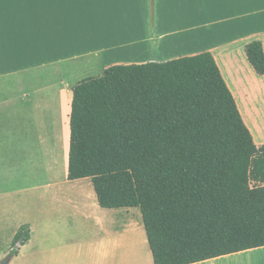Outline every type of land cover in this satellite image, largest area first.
<instances>
[{
    "label": "crops",
    "instance_id": "obj_1",
    "mask_svg": "<svg viewBox=\"0 0 264 264\" xmlns=\"http://www.w3.org/2000/svg\"><path fill=\"white\" fill-rule=\"evenodd\" d=\"M253 40L264 49V0H0V260L28 224L8 262L154 264L140 209L102 207L90 177H67L73 86L115 64L209 52L261 146ZM41 137L60 165L33 171ZM190 264H264V246Z\"/></svg>",
    "mask_w": 264,
    "mask_h": 264
},
{
    "label": "trees",
    "instance_id": "obj_2",
    "mask_svg": "<svg viewBox=\"0 0 264 264\" xmlns=\"http://www.w3.org/2000/svg\"><path fill=\"white\" fill-rule=\"evenodd\" d=\"M246 55L264 75L262 42ZM72 92L67 177H90L102 207H138L154 264L264 246V186L248 187L264 145L209 52L115 64ZM29 239L23 224L7 256Z\"/></svg>",
    "mask_w": 264,
    "mask_h": 264
},
{
    "label": "rangeland",
    "instance_id": "obj_3",
    "mask_svg": "<svg viewBox=\"0 0 264 264\" xmlns=\"http://www.w3.org/2000/svg\"><path fill=\"white\" fill-rule=\"evenodd\" d=\"M41 130H45L47 133L50 132V129L48 127L43 126V125H41L40 128L35 129L36 132H40ZM35 147H36V153L38 156L37 159H39L40 157H42V158H41V160H34L33 161L32 166H31L33 171L39 170V169H44V168H47V169L48 168H54V167H57L58 165H60V161L55 160L56 157L51 152L50 145L47 143V141L45 139H43L41 137V139H39V142ZM257 156H259L260 158H264V152L258 153ZM53 158H54V160H53ZM254 158L255 157L253 156L252 159H254ZM250 175H251L250 171L247 170L246 171V179L247 180L251 179ZM258 185L264 186V178L260 179V180L250 181V183L248 184V187H254V186H258ZM14 263H15V261L8 262L7 264H14Z\"/></svg>",
    "mask_w": 264,
    "mask_h": 264
},
{
    "label": "water",
    "instance_id": "obj_4",
    "mask_svg": "<svg viewBox=\"0 0 264 264\" xmlns=\"http://www.w3.org/2000/svg\"><path fill=\"white\" fill-rule=\"evenodd\" d=\"M9 258H10V257L6 256L5 258L1 259V260H0V264H7L8 261H9Z\"/></svg>",
    "mask_w": 264,
    "mask_h": 264
}]
</instances>
